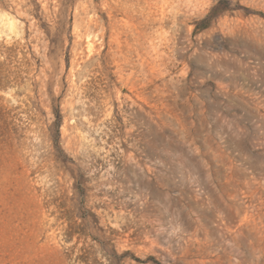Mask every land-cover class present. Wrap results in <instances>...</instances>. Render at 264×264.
<instances>
[{"label":"rangeland","instance_id":"1","mask_svg":"<svg viewBox=\"0 0 264 264\" xmlns=\"http://www.w3.org/2000/svg\"><path fill=\"white\" fill-rule=\"evenodd\" d=\"M0 264H264V0H0Z\"/></svg>","mask_w":264,"mask_h":264},{"label":"bare ground","instance_id":"2","mask_svg":"<svg viewBox=\"0 0 264 264\" xmlns=\"http://www.w3.org/2000/svg\"><path fill=\"white\" fill-rule=\"evenodd\" d=\"M93 47V43L92 41L88 40V48L91 50Z\"/></svg>","mask_w":264,"mask_h":264}]
</instances>
